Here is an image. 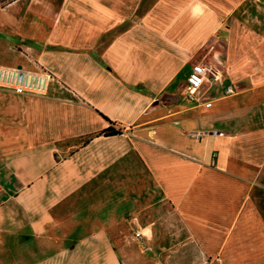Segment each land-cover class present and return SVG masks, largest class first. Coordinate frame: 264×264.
<instances>
[{
  "label": "crops",
  "instance_id": "obj_1",
  "mask_svg": "<svg viewBox=\"0 0 264 264\" xmlns=\"http://www.w3.org/2000/svg\"><path fill=\"white\" fill-rule=\"evenodd\" d=\"M0 46L51 77L0 89V264H264V0H14Z\"/></svg>",
  "mask_w": 264,
  "mask_h": 264
},
{
  "label": "built area",
  "instance_id": "obj_2",
  "mask_svg": "<svg viewBox=\"0 0 264 264\" xmlns=\"http://www.w3.org/2000/svg\"><path fill=\"white\" fill-rule=\"evenodd\" d=\"M217 79L213 69L207 65L194 64L185 78L184 90L186 96L195 101V92L205 84L211 85ZM51 77L45 72H29L18 67L0 65V89L12 91L18 94H31L44 96L47 92ZM234 89L228 86L224 89V95H232ZM209 107L210 104H205Z\"/></svg>",
  "mask_w": 264,
  "mask_h": 264
},
{
  "label": "rangeland",
  "instance_id": "obj_3",
  "mask_svg": "<svg viewBox=\"0 0 264 264\" xmlns=\"http://www.w3.org/2000/svg\"><path fill=\"white\" fill-rule=\"evenodd\" d=\"M6 1V0H3ZM1 47V46H0ZM9 56H0V60H2L4 63H1L3 66H7V67H18L20 66L22 69L29 71V72H34V68L35 66L33 64H31L30 62L27 61L26 58H24V56L17 53H8ZM198 64V63H196ZM186 75H182L181 80L179 83H182L183 80H185ZM180 93V91L178 92ZM259 200V199H258ZM260 204H264V200L262 199ZM126 250V251H125ZM140 248H135V249H120V253L118 255V261L119 264H138L135 262H129L131 261V259L133 258V261H136L137 259H139L140 255L142 252H140ZM126 256L130 257V260L128 262H126Z\"/></svg>",
  "mask_w": 264,
  "mask_h": 264
},
{
  "label": "trees",
  "instance_id": "obj_4",
  "mask_svg": "<svg viewBox=\"0 0 264 264\" xmlns=\"http://www.w3.org/2000/svg\"><path fill=\"white\" fill-rule=\"evenodd\" d=\"M12 1H14V0H6V1L0 2V7H4L7 4L11 3ZM109 123H110V125L105 130L101 131L97 136L110 137V136H117V135H121L122 134V130L121 129H114L113 126H112V123L111 122H109ZM87 143H88V140L84 141L82 143V145H85ZM261 209L263 211V216H264V205L261 207Z\"/></svg>",
  "mask_w": 264,
  "mask_h": 264
}]
</instances>
